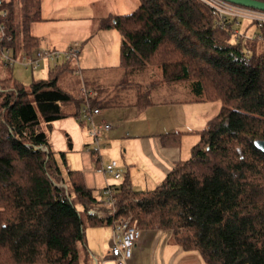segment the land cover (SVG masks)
Masks as SVG:
<instances>
[{"label": "trees", "instance_id": "trees-1", "mask_svg": "<svg viewBox=\"0 0 264 264\" xmlns=\"http://www.w3.org/2000/svg\"><path fill=\"white\" fill-rule=\"evenodd\" d=\"M39 3L0 0L11 36L0 41V51L9 46L31 55L38 47L30 24L41 19ZM100 27L121 35L123 89L135 84L129 81L135 72L154 67L155 82L184 84L191 100L220 107L196 131L190 157L176 160L154 188L133 189L127 175L111 184V209L78 170L63 177L41 128L80 118L78 101L60 85L75 69L73 56L28 85L0 77V264H86V227L119 218L139 230H170L174 243L207 263L264 264V152L257 147L264 141V48L257 50L264 25L260 38L235 37L198 0H137L134 10L110 15ZM142 99L141 93L137 109L152 103ZM84 101L99 110L95 98ZM70 102L75 109L63 110ZM181 134H161L160 143L178 146Z\"/></svg>", "mask_w": 264, "mask_h": 264}, {"label": "rangeland", "instance_id": "rangeland-1", "mask_svg": "<svg viewBox=\"0 0 264 264\" xmlns=\"http://www.w3.org/2000/svg\"><path fill=\"white\" fill-rule=\"evenodd\" d=\"M134 1L136 0H43L44 10L40 11L41 19L30 24V32L40 38L38 47L31 54L36 50L57 51L58 59L43 58L36 69H27L21 61L24 53L11 47L9 56L14 57L16 61L7 65L0 60V77L12 76L24 85H28L32 78L46 77L54 65L63 63L69 56H73L71 66L77 65L78 71L97 67L106 60L111 61V58L115 62L118 61L120 33L114 27H100V25L113 15L109 12L132 11L135 7ZM234 28L244 37H251L261 32L255 23L244 18H240ZM262 48H264V37L258 39L257 44V50ZM153 70L158 71L154 67ZM81 75L79 72L75 74L68 71L63 74V78L66 79L61 82L68 94L78 101L81 109L80 118L66 116L52 121L50 127L41 123V128L47 134L49 147L54 152L63 177L67 178L70 169L78 170L82 173L85 184L92 188L93 194L98 198H103L105 187L117 184L125 175L133 189L154 188L163 178L152 163L151 152L142 146V135L152 129L157 115L153 111H149L146 116L138 115L135 109L130 107L108 108L92 113L84 111L86 103L83 99L84 81ZM85 82H87L86 78ZM146 87L145 82L139 86L142 90V100H151L150 95L146 93ZM119 90L122 91L123 87ZM219 105L216 101L203 100L198 103L176 105L177 115L184 119L182 125H178L177 128L188 130L181 135L180 159L190 157V148L198 138L195 130L206 127ZM75 106L74 102L61 105L66 111L74 110ZM178 108L183 109L177 111ZM172 117L175 119V114ZM103 123H107L109 128H102ZM93 126L98 129L97 136L89 132ZM95 141L99 147L98 152L93 151V148L97 146ZM61 152L65 160L62 159ZM111 160H115L122 170V176L118 179L109 174L103 175L98 170V167ZM94 227H86L87 241L93 237L90 230ZM158 236L157 233H151L149 236L147 245L151 246V251L158 243ZM82 256L80 254L81 263L84 258ZM93 262L89 256L87 264H94ZM150 263L152 264V253L147 249L140 254L138 264ZM106 264H115V261ZM198 264L211 263L201 259Z\"/></svg>", "mask_w": 264, "mask_h": 264}, {"label": "crops", "instance_id": "crops-1", "mask_svg": "<svg viewBox=\"0 0 264 264\" xmlns=\"http://www.w3.org/2000/svg\"><path fill=\"white\" fill-rule=\"evenodd\" d=\"M134 2L135 7L133 8L135 9L137 6V0ZM39 4L40 11H43V0H40ZM109 13L113 15L124 14L112 12ZM117 57L118 61L116 62L111 58V61L106 60L102 65L97 67H89L86 70L80 69L78 71V66L74 65L75 69L71 73H81V78L84 82L86 78L87 82L83 85V98L86 99L87 95L88 97L95 98V107H98L99 111L108 108L130 107L134 108L138 115L146 116L149 111H153L157 115L152 129L148 130L147 134L142 135V146L144 149L151 152L150 155L152 156V163L154 166H156L157 171H160L159 175L163 178L165 173L172 167L174 162L180 159V143L178 146H163L160 143L159 136L169 132H182V134L186 133L188 130L177 128L178 125H182L184 119L183 117L181 118L177 115L175 107L176 105H180L182 103H198L201 100H191L193 95L190 89L184 84H161L159 82H155V79L157 80L158 78V73L155 72L152 67L146 68L143 71L135 72L132 75V78L129 80H133L132 83L135 84L125 86L127 88L123 89L122 91L119 90L120 87H124L126 80L125 78L127 76L119 67V56ZM44 59L48 60L50 58ZM113 63H115V65ZM63 79L66 78H63V76L61 77L60 85L65 90L63 84H61ZM144 82L147 86L146 93L150 95V102L152 103L146 105L142 109H137L135 102L138 98V95L142 93V90L139 89V86L140 84H144ZM153 82L156 86H154ZM87 88L89 89L88 94L85 92V90H88ZM178 109L179 110L177 111H181L183 108ZM173 114H175V119L172 117ZM197 130H200V128L196 129L195 131ZM90 232L93 233L92 238L94 239L92 240L91 238L87 241L86 238L87 257L85 256V258L88 259L90 256L92 261H94V264H106L108 262H113V258L110 255V248L112 245L111 225L97 226L96 228L94 227L93 230H90ZM90 232H88V234ZM151 233H157V235L159 234V239H157L158 243L155 245L152 251L151 246L147 245ZM147 249L152 253V264H198L201 261V257L198 253L186 251L174 243L170 230L142 229L139 231V236L132 249V255L127 260L126 264H138L140 254H143ZM80 254L81 256L85 255L82 253V250L80 251ZM83 257L84 256H82V258Z\"/></svg>", "mask_w": 264, "mask_h": 264}, {"label": "built area", "instance_id": "built-area-1", "mask_svg": "<svg viewBox=\"0 0 264 264\" xmlns=\"http://www.w3.org/2000/svg\"><path fill=\"white\" fill-rule=\"evenodd\" d=\"M210 8L211 12L215 15L217 19V25L219 28H225L228 24L232 26V33L235 37L243 36L239 34L238 30L234 28V25L239 22L240 18L248 19L255 23L258 27L264 25V10L255 9L248 6H243L240 4H235L226 0H198ZM7 16L6 9H0V41H9L11 36L6 32L5 24L3 22L4 18ZM260 38L259 34H255ZM252 37V36H251ZM9 46L3 47L0 51V60L7 65H11L16 59L9 56ZM58 58L59 52L57 51H42L36 50L31 55H23L21 58L22 64L25 68L34 70L39 65L43 58ZM84 111L92 113L93 111H98V109H91L86 104L84 106ZM104 129L109 128L107 123H103L101 126ZM90 134L97 136L98 129L93 126L90 129ZM97 144V141H95ZM93 151L98 152V144L93 148ZM104 175L109 174L115 179L122 176V170L119 168L115 160L101 165L98 167ZM113 187L108 185L103 191V204L111 209L114 208V196ZM112 245L110 248V255L112 256L115 264H126L127 260L132 255V249L136 243L139 236V229L134 225L130 224L129 218H119L112 222Z\"/></svg>", "mask_w": 264, "mask_h": 264}, {"label": "water", "instance_id": "water-1", "mask_svg": "<svg viewBox=\"0 0 264 264\" xmlns=\"http://www.w3.org/2000/svg\"><path fill=\"white\" fill-rule=\"evenodd\" d=\"M235 4H240L243 6L252 7L255 9L264 10V2H260L257 0H226ZM257 147L264 152V141H260L257 143Z\"/></svg>", "mask_w": 264, "mask_h": 264}]
</instances>
